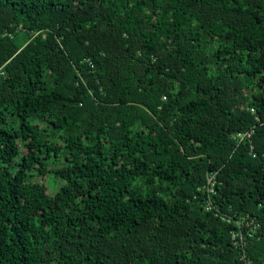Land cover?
<instances>
[{
	"label": "trees",
	"instance_id": "obj_1",
	"mask_svg": "<svg viewBox=\"0 0 264 264\" xmlns=\"http://www.w3.org/2000/svg\"><path fill=\"white\" fill-rule=\"evenodd\" d=\"M210 172L211 204L257 224L246 257L205 208ZM247 259L264 264V0H0V264Z\"/></svg>",
	"mask_w": 264,
	"mask_h": 264
},
{
	"label": "built area",
	"instance_id": "obj_2",
	"mask_svg": "<svg viewBox=\"0 0 264 264\" xmlns=\"http://www.w3.org/2000/svg\"><path fill=\"white\" fill-rule=\"evenodd\" d=\"M85 61H88L89 65L93 67V63L89 59H85ZM253 129H249L243 132H237L233 134V138L238 141H251V134L253 133ZM253 148V145L250 144V149ZM216 182V172H210L206 177V183L201 186L200 189H205V192L207 194V198L205 199L204 205L207 210H214V213L216 216L220 217L223 221H226L228 223L235 222L236 227L231 232V242L235 248L240 250L242 257H246L245 255V248L247 246V240L248 237L252 235L253 228L257 226L256 223L253 222V220H248L246 217H233V215L226 213L224 210H222L218 205L211 204L210 195L214 193V184ZM254 223V226L252 224ZM251 262L247 259L246 264H250Z\"/></svg>",
	"mask_w": 264,
	"mask_h": 264
},
{
	"label": "rangeland",
	"instance_id": "obj_3",
	"mask_svg": "<svg viewBox=\"0 0 264 264\" xmlns=\"http://www.w3.org/2000/svg\"><path fill=\"white\" fill-rule=\"evenodd\" d=\"M17 38L19 39V41L22 42L23 39L26 38V34L23 32V31H20L18 34H17ZM40 178V177H39ZM40 181L48 188V190H50L51 192H54L55 190V187L59 186V182L57 181L56 185L55 184H52V185H49L48 184V176L47 175H44L42 178H40Z\"/></svg>",
	"mask_w": 264,
	"mask_h": 264
}]
</instances>
